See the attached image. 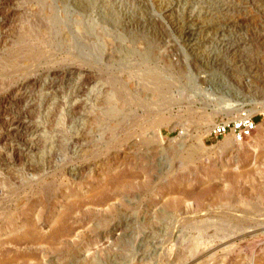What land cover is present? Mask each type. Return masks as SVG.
Masks as SVG:
<instances>
[{
  "label": "rangeland",
  "instance_id": "374dc122",
  "mask_svg": "<svg viewBox=\"0 0 264 264\" xmlns=\"http://www.w3.org/2000/svg\"><path fill=\"white\" fill-rule=\"evenodd\" d=\"M0 264H264V0H0Z\"/></svg>",
  "mask_w": 264,
  "mask_h": 264
},
{
  "label": "built area",
  "instance_id": "2783aa9c",
  "mask_svg": "<svg viewBox=\"0 0 264 264\" xmlns=\"http://www.w3.org/2000/svg\"><path fill=\"white\" fill-rule=\"evenodd\" d=\"M244 101V100H243ZM250 104L242 102L236 104L232 115L219 116L210 124L207 137L217 139L230 135L234 142L240 143L250 136L256 125L254 113L249 111Z\"/></svg>",
  "mask_w": 264,
  "mask_h": 264
},
{
  "label": "bare ground",
  "instance_id": "6f19581e",
  "mask_svg": "<svg viewBox=\"0 0 264 264\" xmlns=\"http://www.w3.org/2000/svg\"><path fill=\"white\" fill-rule=\"evenodd\" d=\"M250 111V110H249ZM251 112V111H250ZM252 113V112H251ZM257 125V124H256ZM256 125H255V127H254V129L256 128ZM247 140V138L244 140V141H242V142H240V143H237V142H234V143H236V144H242L243 142H245ZM58 234V233H57Z\"/></svg>",
  "mask_w": 264,
  "mask_h": 264
}]
</instances>
